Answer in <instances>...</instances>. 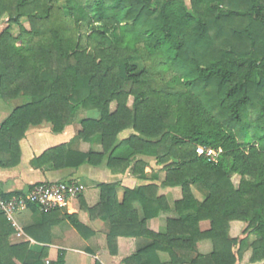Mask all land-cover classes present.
Here are the masks:
<instances>
[{"label":"trees","instance_id":"trees-1","mask_svg":"<svg viewBox=\"0 0 264 264\" xmlns=\"http://www.w3.org/2000/svg\"><path fill=\"white\" fill-rule=\"evenodd\" d=\"M0 100H22L0 125V169L19 165L30 127L46 123L60 134L79 110H95L98 118L81 120L77 138H98L100 154L62 144L31 167L105 163L112 174L139 175L145 163L136 157L147 156L165 173L160 186L125 188L121 200L117 184L84 189L78 207L104 222L105 233L63 209L28 204L40 222L23 233L38 250L10 243L16 229L0 211V264H64L62 256L46 260L49 229L64 221L83 238L96 237L111 264H161L159 252L169 256L165 264H182L175 250L195 252L206 240L212 252L191 264H238L247 250L249 264H264V0H0ZM125 131L132 134L120 140ZM197 147L219 152L217 161L197 156ZM162 188H179L181 199L178 218L158 234L147 222L170 210ZM204 221L207 231L199 228ZM232 222L245 224L241 237L229 236ZM118 238L128 247L123 258ZM140 238L150 244L132 252ZM86 264L101 262L87 257Z\"/></svg>","mask_w":264,"mask_h":264},{"label":"crops","instance_id":"crops-1","mask_svg":"<svg viewBox=\"0 0 264 264\" xmlns=\"http://www.w3.org/2000/svg\"><path fill=\"white\" fill-rule=\"evenodd\" d=\"M16 101H12L9 104L1 101L0 125L8 118L11 110L21 104ZM113 105L115 109V104H112L111 111L114 110L112 109ZM80 121L77 123L74 119V122L67 126L60 134H54L51 125L46 123L41 126L30 127L24 139L20 142L21 160L19 165L11 169H0V200L4 201L15 196L24 195L32 187L39 184L58 182H75L82 185L86 190L94 189L100 184H117V194L121 200L125 188L134 189L150 184L160 186L164 181L165 173L163 166L157 165L154 158L147 156L136 157L137 160H143L145 163L144 173L139 175H132L130 169L124 174H112L105 163L97 167L84 165L77 170L67 169L55 172H41L31 167L30 162L32 159L40 156L45 150L62 144L67 145L68 149L73 152H93L100 154L102 147L98 138H94L88 143L77 138V133L81 129ZM131 134V131L122 132L119 135V139H125ZM133 163L134 161L131 163V166ZM192 193L198 201H203V193L194 187L192 188ZM158 195L165 197L170 206V210L161 213L155 219L149 220L147 227L154 233L163 234L166 231L167 220L178 218V215L174 212V203L181 199V190L179 188H162L159 189ZM8 196L10 198L7 199L6 197ZM135 208L142 219L143 215L140 206L136 204ZM61 213L76 215L79 222L93 233H105L107 231V225L104 222L91 220L87 213L79 209L76 199L72 200L69 206L63 209ZM13 221L16 223L17 228L16 233L9 239L11 244L28 242L30 248L33 250H38L42 247V245L37 244L23 233V229L39 224V213L33 214L28 209H23L13 215ZM199 228L201 231H207L209 229V222H201ZM244 228V223H230L229 236L231 238L241 237ZM47 238L49 240L47 261L55 262L59 256H62L64 264H86L87 257H94L101 264H111L107 256L98 254L96 237L83 238L66 221L50 227ZM149 244V240L140 238L136 241L134 247L131 248V251L142 249ZM117 248L118 256L121 258L127 256L128 247L123 238H118ZM211 252L212 243L208 240L199 242L195 252L175 250V254L182 264H191V261L197 255L207 256ZM157 258L161 264L169 262V256L166 253L159 252ZM249 258L250 250H247L243 254L241 262L238 264H249Z\"/></svg>","mask_w":264,"mask_h":264},{"label":"built area","instance_id":"built-area-1","mask_svg":"<svg viewBox=\"0 0 264 264\" xmlns=\"http://www.w3.org/2000/svg\"><path fill=\"white\" fill-rule=\"evenodd\" d=\"M196 155L204 157L208 162H216L219 152L211 148L197 147ZM85 188L75 182L44 183L32 187L26 194L0 200V211L16 229L13 215L28 204H37L44 211L66 209L72 200H75ZM47 263V261H46Z\"/></svg>","mask_w":264,"mask_h":264},{"label":"rangeland","instance_id":"rangeland-1","mask_svg":"<svg viewBox=\"0 0 264 264\" xmlns=\"http://www.w3.org/2000/svg\"><path fill=\"white\" fill-rule=\"evenodd\" d=\"M183 1L187 5L189 4V0H183ZM62 4L63 3H61L60 5H62ZM21 23H22L23 27L28 29V23L25 20H22ZM11 33H12V35L16 36L18 34V27H16V26L12 27ZM16 102L17 103H22V100H17ZM0 103H2L1 100H0ZM112 109H114V105L112 106ZM96 117H98V113L95 110H87V111L81 110V111H78V113L76 114L75 121L78 123L82 119H89V118H96ZM232 180H233L234 184H236L238 178L237 177H233ZM249 239L253 240L254 236H251Z\"/></svg>","mask_w":264,"mask_h":264}]
</instances>
